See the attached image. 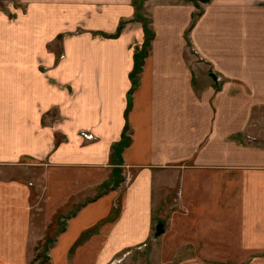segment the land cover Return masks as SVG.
<instances>
[{
    "label": "crops",
    "instance_id": "0c3cea01",
    "mask_svg": "<svg viewBox=\"0 0 264 264\" xmlns=\"http://www.w3.org/2000/svg\"><path fill=\"white\" fill-rule=\"evenodd\" d=\"M0 2V252L264 258V0Z\"/></svg>",
    "mask_w": 264,
    "mask_h": 264
},
{
    "label": "rangeland",
    "instance_id": "374dc122",
    "mask_svg": "<svg viewBox=\"0 0 264 264\" xmlns=\"http://www.w3.org/2000/svg\"><path fill=\"white\" fill-rule=\"evenodd\" d=\"M202 3V2H200ZM0 4H2L0 2ZM79 135L84 139V140H91L94 139V137L86 132V131H80ZM86 135L90 136L89 138L86 137ZM246 139L249 140L252 143H257V145L263 146L264 145V107L258 108L255 110V112L252 114V119L250 120L248 130L246 132ZM119 170L122 171V176H121V182L124 183L126 179V176L128 175V172H133L132 171V166L129 164H121L119 167ZM134 174V172H133ZM127 182L131 181L132 178H128ZM32 182V181H31ZM32 184V183H31ZM39 212H44V211H39ZM48 219V218H47ZM66 222V217L64 218ZM25 229V232L20 235L24 238V244L28 246V250L26 249L27 255L22 256L20 253L23 252H17L13 256H10L8 254H5L4 252H0V264H71L74 263L75 260H85L86 258L83 257H70L72 260L67 261L65 258H58L59 256H53L51 257L49 253V241L45 240L44 243L40 242L38 243V248L36 251V254L30 253L29 252V247L31 245H34L33 239L37 238L34 233V226H24L20 225L19 229L22 231V229ZM38 232V230H36ZM40 235V234H39ZM58 233H56L55 226L54 224H48L46 226V232L45 236L46 238H52L56 237ZM26 238V239H25ZM38 242V241H36ZM45 249L43 250L44 244ZM43 244V245H42ZM146 244V243H145ZM145 244L137 246L136 248L131 249L130 251L124 252L120 257L117 259H114L111 261L109 264H146L147 263V254L144 256L140 255V250H145L147 249ZM42 248V249H41ZM16 252V251H15ZM137 252V254H136ZM134 257L136 259H134ZM159 259L161 261L162 258L159 257H154V259ZM67 259V258H66ZM69 259V258H68ZM65 260V262H64ZM210 263V262H209ZM156 264V263H155ZM210 264H264V258H252V257H231V258H221L219 259L218 262H212Z\"/></svg>",
    "mask_w": 264,
    "mask_h": 264
},
{
    "label": "trees",
    "instance_id": "16d2710c",
    "mask_svg": "<svg viewBox=\"0 0 264 264\" xmlns=\"http://www.w3.org/2000/svg\"><path fill=\"white\" fill-rule=\"evenodd\" d=\"M143 1H144V0H133L134 4L136 5V8H138V9H140V6H141V4L143 3ZM206 1H207V0H204V2H206ZM143 23H144V22H143ZM144 55H145V52H144V53H141V55H140L141 58L138 57L137 60H136V69H137V70H139L140 67H141V61H142V58L144 57ZM123 146H124V145L121 144V145L117 146L116 148L120 150ZM117 179H118V178H117ZM116 182H118V180H115V182H114V181H113V182L110 181V183H116Z\"/></svg>",
    "mask_w": 264,
    "mask_h": 264
},
{
    "label": "water",
    "instance_id": "95a60500",
    "mask_svg": "<svg viewBox=\"0 0 264 264\" xmlns=\"http://www.w3.org/2000/svg\"><path fill=\"white\" fill-rule=\"evenodd\" d=\"M209 77L216 83L217 82V76L214 74V73H209ZM163 223L162 222H158L157 225H156V231H155V238L157 236H159L160 234H162L163 232Z\"/></svg>",
    "mask_w": 264,
    "mask_h": 264
},
{
    "label": "built area",
    "instance_id": "2783aa9c",
    "mask_svg": "<svg viewBox=\"0 0 264 264\" xmlns=\"http://www.w3.org/2000/svg\"><path fill=\"white\" fill-rule=\"evenodd\" d=\"M86 137L89 138L90 136L86 135ZM127 172H128V175L126 176V179L129 180L128 178H130V177L133 178V172H129L128 170H127ZM127 180H125V182H126Z\"/></svg>",
    "mask_w": 264,
    "mask_h": 264
}]
</instances>
